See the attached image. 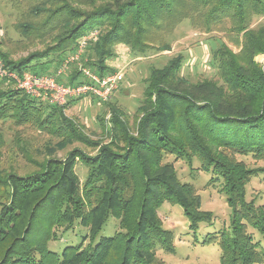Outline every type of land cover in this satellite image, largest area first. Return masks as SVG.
Returning a JSON list of instances; mask_svg holds the SVG:
<instances>
[{
    "label": "trees",
    "instance_id": "16d2710c",
    "mask_svg": "<svg viewBox=\"0 0 264 264\" xmlns=\"http://www.w3.org/2000/svg\"><path fill=\"white\" fill-rule=\"evenodd\" d=\"M9 1L20 8L13 25L22 37L18 42L41 48L17 59L0 49L3 66L17 74L55 76L64 85L88 82L76 69L65 77L55 74L93 29L98 36L84 47L82 62L100 77L116 71L107 60L119 44L134 55L170 51L165 37L184 19L203 32H221L238 50L222 42L211 51L216 79L181 75L180 53L150 68L133 130L121 110L102 102L111 111V139L100 146L65 114L77 98L58 106L14 87L0 89V120L31 125L59 139V148L74 141L98 146L91 155L74 148L63 159L46 158L36 171L0 178L8 190L0 200V264H165L156 249L172 253L174 245L157 213L164 201L182 207L193 232L213 218L167 156L196 157L202 169L211 170V180H222L230 225L203 239L218 244L220 264H264V250L248 231L252 226L264 236V204L245 199V185L264 168H248L236 158L264 160V64L255 60L264 54V25L252 27L264 16V0ZM77 161L87 169L82 182ZM109 216L117 219L118 230L94 242ZM76 221L88 228L80 243L61 253L49 250L58 232Z\"/></svg>",
    "mask_w": 264,
    "mask_h": 264
},
{
    "label": "rangeland",
    "instance_id": "374dc122",
    "mask_svg": "<svg viewBox=\"0 0 264 264\" xmlns=\"http://www.w3.org/2000/svg\"><path fill=\"white\" fill-rule=\"evenodd\" d=\"M19 17L20 8L13 7L9 0H0V49L8 51L12 59H17L31 50L41 48L38 44L29 45L27 42H18L22 37L13 25L20 19ZM260 25H264V16L256 17L253 20L252 27ZM165 41L169 43L170 51L134 55L126 46L122 45L126 52L120 54L117 46L115 55L107 60L108 65L120 70L123 74L120 86L112 93L107 103L115 105L116 109L124 113L130 130L136 126L138 116L135 109L142 96L146 85L145 78L148 76L150 68L163 66L170 57L180 53L184 56L180 69L181 75L191 81L200 78L216 79L217 72L211 60V51L222 42L234 51L238 50V47L228 41L221 32H203L192 26L188 19L179 22L165 37ZM82 55L83 51L77 61L68 64V68L62 73L64 77L72 69L81 71L80 68L84 67L82 61H85V57L82 59ZM255 60L264 64V54H258L255 56ZM60 65L61 63L57 69ZM2 69L8 71L3 63ZM7 87L15 88V84L7 77L1 76L0 71V89ZM107 103H102L88 95L69 101L65 108V114L91 142L98 143L99 146L109 143L111 139L109 122L111 111ZM58 142L59 139L45 132H39L31 125H17L11 119L0 120V178L4 179V176L10 172L22 175L36 171L38 165L46 158L63 159L74 148H79L90 155L94 154L98 148V146L79 141L67 143L63 148H59ZM236 158L248 168H264V160L251 155H236ZM166 160L173 164L176 176L180 181L194 185L201 199V209L210 211L213 218L211 222H202L199 228L193 232L189 230V221L184 215L182 207L177 203L164 201L159 206L157 213L163 227L173 233L174 252L169 253L157 247V257L165 264H220L218 244L203 243V239L207 233L228 229L230 225L231 209L226 203L222 180L220 178L211 180L213 177L211 170L202 169L200 160L196 157L187 161L167 156ZM75 172L79 180L84 181L87 169L79 161L75 164ZM7 196V187L4 183L0 184V200H6ZM245 199L254 201L255 205L264 204V172L253 176L245 185ZM118 228L117 219L109 216L94 242H97L101 237L112 236ZM60 231L57 234L58 239L48 243V249L57 253H61L67 245L79 244L82 237L88 233V228L76 221L70 230L63 233ZM248 231L253 240L259 243V248L264 250V236L252 226H248Z\"/></svg>",
    "mask_w": 264,
    "mask_h": 264
},
{
    "label": "built area",
    "instance_id": "2783aa9c",
    "mask_svg": "<svg viewBox=\"0 0 264 264\" xmlns=\"http://www.w3.org/2000/svg\"><path fill=\"white\" fill-rule=\"evenodd\" d=\"M97 36L98 31L96 29L90 30L81 36L77 43V49L65 57L60 67L56 70L55 75H61L66 71L70 62L77 61L85 44L89 41H95ZM80 69L88 82L76 85H64L57 82L55 76L36 75L28 72L17 74L14 71L3 70L2 63L0 62L1 76H5L13 81L15 88L24 91L31 97L58 106L64 105L70 99L88 95L101 102L107 101L111 98L112 93L119 87L123 78V74L120 70L100 77L86 67H81Z\"/></svg>",
    "mask_w": 264,
    "mask_h": 264
},
{
    "label": "crops",
    "instance_id": "0c3cea01",
    "mask_svg": "<svg viewBox=\"0 0 264 264\" xmlns=\"http://www.w3.org/2000/svg\"><path fill=\"white\" fill-rule=\"evenodd\" d=\"M118 46V50H119V53L120 54H124L125 52H126V49H124V47H122V44H119V45H117ZM116 46V47H117ZM116 69V68H115Z\"/></svg>",
    "mask_w": 264,
    "mask_h": 264
}]
</instances>
